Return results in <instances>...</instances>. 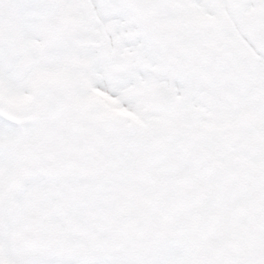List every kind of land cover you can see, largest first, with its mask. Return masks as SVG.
<instances>
[{"label": "snow or ice", "instance_id": "snow-or-ice-1", "mask_svg": "<svg viewBox=\"0 0 264 264\" xmlns=\"http://www.w3.org/2000/svg\"><path fill=\"white\" fill-rule=\"evenodd\" d=\"M0 264H264V0H0Z\"/></svg>", "mask_w": 264, "mask_h": 264}]
</instances>
